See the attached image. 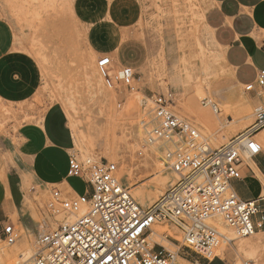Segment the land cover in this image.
Segmentation results:
<instances>
[{"label": "rangeland", "instance_id": "374dc122", "mask_svg": "<svg viewBox=\"0 0 264 264\" xmlns=\"http://www.w3.org/2000/svg\"><path fill=\"white\" fill-rule=\"evenodd\" d=\"M203 2L165 0L164 6L158 7L142 23L145 29L142 35H147L154 46V59L149 65L151 79L160 81L166 95L172 94L170 107L173 112L190 121L201 139L212 147H219L254 123L260 107L255 109L249 105L250 109L239 106L234 110L218 111L209 100L211 86L222 73L223 63L220 51L203 24ZM72 6L73 0H0V16L10 23L14 31L13 53L16 49L35 57L42 75L41 83L32 96L23 101H13L11 84L15 76L12 64H1L0 85L3 83L4 92L0 90V133L16 131L22 124L40 117L51 104L60 103L67 113L74 137L73 124L78 132L80 143L75 140L73 154L80 159L115 162L119 178L130 188L136 200L133 189L151 196L145 203L137 200L148 207L178 180V174L166 158L168 149H173L174 145L164 139L149 141L150 131L157 124L153 100L140 90L141 83L135 79L130 85L115 82L111 86L106 82L98 68V58L111 56L115 71L123 65L111 54L96 52L90 47L85 28L71 13ZM182 57L187 64L195 66L197 78L190 83L179 84L174 80L175 68ZM206 64L211 67L208 72ZM222 132L225 139L220 137ZM258 132L254 139L262 144L261 153H264V127ZM84 143L90 148L89 153L83 147ZM153 144L160 149H152ZM159 155L165 157L159 159L160 167L155 166ZM241 157L243 166L254 167L249 162L247 151H242ZM162 175H169V179L157 184ZM257 176L264 186V177L259 172ZM71 181L80 192L84 190L85 183L80 178H72ZM40 191L27 199L33 207L31 215L35 227H26L18 222L15 226L19 234L13 244L0 237V257L3 250L14 246L17 256L24 250L27 240L37 248L40 235L57 229L67 217L74 219L77 215L64 210L54 200L53 190ZM155 224L157 229L167 234V238H148L150 246L157 249L163 246L180 252V255L188 252L194 258L199 256L184 246L183 234L178 227L166 221ZM215 226L232 239L230 242L222 239L218 249L221 257L237 264L244 260L251 264H264V233L259 229L249 236L236 237L223 220L221 226ZM180 255L176 261H183Z\"/></svg>", "mask_w": 264, "mask_h": 264}, {"label": "built area", "instance_id": "2783aa9c", "mask_svg": "<svg viewBox=\"0 0 264 264\" xmlns=\"http://www.w3.org/2000/svg\"><path fill=\"white\" fill-rule=\"evenodd\" d=\"M97 65L111 86L115 82L130 85L134 79L131 66L123 65L115 71L109 55H101ZM256 80L264 83V70ZM245 88L251 90L253 83ZM171 96H151L157 124L149 136L154 142L164 139L174 145L167 156L178 180L158 200L144 207L122 183L115 162L80 159L72 154L69 174L84 179L91 190L68 197L61 189H53L54 200L77 215L40 235L38 248L26 264H175L178 251L163 246L156 250L148 241L153 225L163 221L181 230L184 246L201 257L196 264H205L221 257L218 249L222 239L232 241L210 223L212 218L221 216L236 237L249 236L263 226L264 186L263 194L244 199L231 182L242 178V151L250 157L262 152V144L254 135L264 127V102L254 123L227 143L212 147L200 138L190 121L173 112ZM244 134L247 137L240 138ZM83 208L85 211L79 213ZM18 234L15 224H6L0 237L11 244ZM242 264L251 263L244 260Z\"/></svg>", "mask_w": 264, "mask_h": 264}, {"label": "crops", "instance_id": "0c3cea01", "mask_svg": "<svg viewBox=\"0 0 264 264\" xmlns=\"http://www.w3.org/2000/svg\"><path fill=\"white\" fill-rule=\"evenodd\" d=\"M164 4L165 0H73L71 10L85 28L90 47L111 54L122 65L136 70L134 79L141 83L140 90L148 97L165 93L160 81L151 79L149 65L154 59V46L147 35H142V23ZM203 6L204 27L223 63L222 73L211 86L209 100L218 111L234 110L245 100L252 108L261 107L264 83H258L256 78L264 70V0H204ZM14 43L12 26L0 16V70L1 64H12L15 77L11 99L23 101L35 93L42 75L35 57L16 49L13 53ZM182 58L174 76L179 84H183ZM248 83H253L251 90L245 88ZM0 90L4 92L3 83ZM74 146V133L60 103L51 104L40 117L16 131L0 133V236L6 224L21 222L35 227L33 207L27 199L40 190L46 193L59 188L68 197L90 192L91 186L84 179L69 174ZM251 159L254 167L243 166L242 161V178L231 182L244 199L258 197L263 189L257 173L264 177V153ZM72 178L85 183L82 192L73 186ZM258 231L264 233V223ZM180 256L183 261L175 264H196L201 259L200 255L194 258L188 252ZM229 263L228 259L217 257L205 264Z\"/></svg>", "mask_w": 264, "mask_h": 264}, {"label": "bare ground", "instance_id": "6f19581e", "mask_svg": "<svg viewBox=\"0 0 264 264\" xmlns=\"http://www.w3.org/2000/svg\"><path fill=\"white\" fill-rule=\"evenodd\" d=\"M185 59V58H184ZM183 58H182V60H183V64H182V70H183V82L184 83H190L191 81H193L194 79H196L197 78V74H196V71H195V66L193 65V64H191V63H189V64H187V61L186 60H184ZM186 62V63H185ZM208 70L210 71L211 70V67H209V64H206V71L208 72ZM208 103V102H207ZM209 103H210V101H209ZM248 104V102L245 100V102L243 103V104H241L240 105V107L239 108H243V107H249V109H250V106H249V104ZM216 110V109H215ZM76 125L75 124H73V127H74V131H75V135H76V141L77 142H79V140H78V132H77V130H76V127H75ZM141 130V129H140ZM141 132V131H140ZM221 136L220 137H222L223 139H225V137H226V135L224 134V132H222L221 134H220ZM150 137L151 136H149V141L150 142H154L153 140H150ZM247 137V134H244V135H242L240 138H246ZM168 141V140H167ZM147 142V141H146ZM156 142H158V141H156ZM80 143V142H79ZM85 144V143H84ZM151 146H153L154 148H152V149H160L159 147L160 146H155V144H153V145H151ZM83 147H85V149L87 150L86 152H90V148L88 147V145H84ZM169 150V149H168ZM155 153H156V151H155ZM158 161H156V164L157 165H155L154 163V165L155 166H158V167H160L161 166V162H159L160 160H162L163 158H165L164 156H161V155H159L158 157ZM166 158L168 159V162H169V164H170V159L168 158V156H166ZM160 159V160H159ZM249 162L253 165V160L251 159V157H249ZM126 164V163H125ZM128 166V165H127ZM129 172V171H128ZM119 173H121V171L119 172ZM130 173V172H129ZM128 173V174H129ZM170 173L172 174V172L170 171ZM127 174V175H128ZM129 176V175H128ZM167 179H169V175H162V176H160L159 177V180L157 181V184H163L164 182H165V180H167ZM133 194L135 195V197L137 198V200H139L140 202H142V203H145L146 201H148L149 199H151V196H149V195H145L144 193H143V191H141V190H139V189H133ZM85 210H84V208L81 210V211H79V213H81V212H84ZM73 217H71V216H69V217H67L63 222H67V221H71V220H73L72 219ZM223 220V218L221 217V216H217V217H214V218H212L210 221H211V223H213V224H215V225H218V226H221V221ZM224 221V220H223ZM155 237H161L162 239H166L167 238V234H165L164 233V231L163 230H161V229H157L156 228V224L153 226V230H152V232L149 234V236H148V238L150 239V238H152V240H154L155 239ZM157 239V238H156ZM155 239V240H156ZM159 239V238H158ZM158 241V240H157ZM11 244H13V243H11ZM21 245V244H20ZM239 245V244H238ZM244 245H245V243H244ZM38 248V247H37ZM37 248L34 246V244L31 242V241H25V243H24V250L23 251H21L20 253H18V255L17 256H15V246L14 247H11L10 249H5V250H3V253H2V255H1V257H0V264H4V262H7V264H26V263H28L29 261H30V259L32 258V256L35 254V252H36V250H37ZM245 249V247H242V250H244ZM246 249H247V247H246ZM177 256H178V254H177ZM28 261V262H27Z\"/></svg>", "mask_w": 264, "mask_h": 264}]
</instances>
